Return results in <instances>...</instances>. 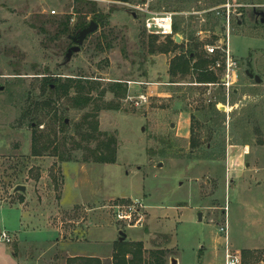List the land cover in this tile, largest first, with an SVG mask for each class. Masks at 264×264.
<instances>
[{
	"label": "rangeland",
	"instance_id": "374dc122",
	"mask_svg": "<svg viewBox=\"0 0 264 264\" xmlns=\"http://www.w3.org/2000/svg\"><path fill=\"white\" fill-rule=\"evenodd\" d=\"M75 1L0 0V205L15 207L29 199L36 221L45 217L51 228L62 224L60 237L92 243L96 250L100 234L110 230L117 239L119 232L127 233L131 241L140 234L147 261L152 252L163 251L168 264L203 259V264H223L227 251L237 264H264V0H233L243 8L233 17L229 40L239 74L229 98L217 84H192L191 76L173 80L170 63L180 51L151 55L153 35L138 9L149 5L151 12L173 14L174 24L185 31L175 34L180 43H206L208 54L207 46L221 45L228 36L214 12L220 0H98L103 13L117 11L70 55L80 35L74 33L81 16L74 14ZM67 15H73L74 34L62 35L58 30ZM166 40L158 37V44ZM222 54L210 57L224 61ZM49 77L99 81L101 88L123 82L128 95L119 100L108 92L101 99L95 90L92 103L77 108L70 98L74 90L53 101L44 94ZM140 93L149 102L137 107L128 96ZM110 102L120 109L97 111ZM215 104L219 115L211 109ZM94 113L103 134L90 136L86 119ZM36 129L42 144L54 141L51 153L57 156H32ZM110 138L117 141V163H95L92 152ZM19 185L26 192H15ZM82 198L87 204H78ZM133 201L147 206L141 229L115 220L112 206ZM148 206L163 216L155 225ZM6 213L0 211V223L18 224V212ZM86 227L89 242L82 240ZM4 251L0 245V255ZM19 252L35 263L37 249ZM104 254L103 264H112V249ZM50 263L66 261L51 258ZM0 264L11 263L0 258Z\"/></svg>",
	"mask_w": 264,
	"mask_h": 264
},
{
	"label": "trees",
	"instance_id": "16d2710c",
	"mask_svg": "<svg viewBox=\"0 0 264 264\" xmlns=\"http://www.w3.org/2000/svg\"><path fill=\"white\" fill-rule=\"evenodd\" d=\"M123 3H132L134 0H114ZM78 5L74 8V14L81 15L74 28V33L80 34L85 28H87L91 22H96L99 27L109 25V19L111 13L116 12V9H111L110 13H103L99 8L98 0H76ZM224 0L218 1L217 5H222ZM92 15L91 21H87L88 17ZM73 15H67L64 20L60 23L61 28H59L58 33L62 35L71 33V21ZM71 33V34H74ZM185 31L180 27L179 24H174V34H184ZM153 42L150 47V54H169L176 53L174 58L171 60L169 75L173 80L180 79L184 80L191 76L193 81L192 84H219L221 76L211 70V66L215 64L219 57L211 58L204 50L206 43H201L195 41V43H190L185 45L183 42L177 43L172 37H168L165 43L158 44V36H152ZM44 87V94H48L51 101L54 99L69 98L71 91L74 90L75 95L70 97L74 107L86 108L94 100L92 97V92L99 90L98 96L102 99L108 92L114 94L115 98L123 100L127 98L128 86L123 82H115L107 86V88H101L99 81H91L83 79L67 78L63 81L60 77L58 78H46ZM177 83L178 81H172ZM101 88V90H100ZM223 97L217 101L216 104L222 102ZM216 104L212 106V111L215 115H219L220 111L217 109ZM97 111L104 109L119 110L120 106L118 103L110 102L104 107H97ZM64 120V119H63ZM86 121L91 128L90 136L93 134H103L99 129V121L96 113L87 116ZM65 124L66 122L63 121ZM39 126L41 123L38 124ZM37 125V126H38ZM194 136L192 130V138ZM43 135L39 133L38 129L33 132V143H32V156L33 157H43L47 155H52L51 150H56V147L52 148L54 141L48 140L46 143L42 144ZM194 146H197L194 138ZM93 161L98 164H110L114 165L117 163V141L115 138H110L107 141H100L97 148L92 152ZM57 156V155H52ZM86 162L89 159H85ZM247 253V252H246ZM144 244L141 242H116L114 247L113 261L114 264H165V254L163 251H158L153 253V260L147 261L144 257ZM245 254V252H244ZM128 256L130 258L128 259ZM67 264H103L102 260L96 257L91 258H69Z\"/></svg>",
	"mask_w": 264,
	"mask_h": 264
},
{
	"label": "crops",
	"instance_id": "0c3cea01",
	"mask_svg": "<svg viewBox=\"0 0 264 264\" xmlns=\"http://www.w3.org/2000/svg\"><path fill=\"white\" fill-rule=\"evenodd\" d=\"M25 194V193H24ZM23 194V195H24ZM27 195V194H26ZM25 195V196H26ZM125 197V196H123ZM128 198V197H125ZM29 199L26 202H22L19 206H8V205H0V211L3 212L4 214H7L6 212H18V224H13L12 222L7 223V222H2L0 223V233L3 231H7V233L10 235L12 242L11 243H4L0 242V245L4 246V254L0 255V258L6 259L7 262H10L11 264H33L34 262L33 257L25 256L22 257V253L19 251H27L29 248L33 247L37 249V255H35L34 258H36V261L34 264H49L50 259L54 258V261H61V259L65 260L67 264V260L69 258H79V257H84V258H91V257H96L104 261L107 256H104V253H107L108 255V248L112 249L113 255H114V247L116 242H141L144 244V257L146 259V253H147V247L145 245L144 239L140 234L138 236L132 235V237H136V241H131L128 239V234L125 239L121 236V232H119L120 239H117L112 232L107 231L102 234H100V242L102 241V245L100 242L98 243L99 246L96 250V248L93 247L92 243H81V244H76L68 240V238L64 235L60 237V232H64V229L61 225H57L54 228H51L47 225L46 223V218H38V220H35V214L32 211V206L28 205ZM87 204V199L82 198L79 200L78 204ZM155 206H148L149 212L152 215L151 216V222L153 225H155L156 222L160 221L158 218H163V216H160V213L157 211ZM30 208V209H29ZM2 215V216H3ZM1 216V217H2ZM165 217L169 218L168 214L165 215ZM0 221H2L0 219ZM38 223L36 225L35 223ZM88 230H84L82 232L87 233L86 237L84 239H89L92 240V234L90 233V230L88 227H86ZM77 232L81 231L78 227L76 228ZM10 230L13 231L10 232ZM84 233V234H85ZM151 231L148 232L147 235H151ZM35 236H41V238H34ZM114 236V237H113ZM32 237V238H30ZM87 239V240H88ZM88 240V242H89ZM80 241V240H79ZM86 241V240H85ZM70 242V243H68ZM113 242V243H112ZM13 243H15L13 245ZM113 247H112V244ZM111 244V245H110ZM111 246V247H110ZM262 248L264 249V240L262 242ZM230 250V249H229ZM155 252V251H154ZM151 253V256L153 253ZM157 252V251H156ZM21 253V254H20ZM231 255L232 253L229 252ZM113 255L111 256L112 259V264L113 262ZM233 255V254H232ZM24 256V255H23ZM64 256V258H62ZM43 257H50L47 261L42 262L41 259ZM153 257V256H152ZM170 256L164 257L165 264L167 263V260ZM130 256H128V259ZM153 260V258H152ZM171 258L169 259V261ZM227 262V251L225 254V261L223 260V264H226ZM204 263V259L202 261V264ZM51 264V263H50ZM176 264V261L174 262ZM214 264V263H211ZM219 264H222L220 262Z\"/></svg>",
	"mask_w": 264,
	"mask_h": 264
},
{
	"label": "built area",
	"instance_id": "2783aa9c",
	"mask_svg": "<svg viewBox=\"0 0 264 264\" xmlns=\"http://www.w3.org/2000/svg\"><path fill=\"white\" fill-rule=\"evenodd\" d=\"M243 8L241 5L236 4L233 0H225L221 6L214 9L215 15L218 18H222L228 36L221 40V45L207 46L209 56H216L221 51L224 61L217 60L211 70H222L223 75L221 76L220 83L217 84L224 89L227 97L235 91V86L239 81V74L237 71L238 64L233 59L232 54L229 50V40L232 31L233 17L241 16L240 9ZM143 14H145V29L148 34L158 36L162 38L172 37L175 40L174 34V17L171 13H154L149 9V5H144L138 8ZM52 14H56V11H52ZM132 85V83H129ZM214 85V84H213ZM128 100L135 103L137 107L143 106L149 102V97L140 93L136 97L128 96ZM114 209V216L116 222L128 229H141L144 227L146 216L144 210L147 208L140 201H133V203H117L112 206ZM0 242L11 243L12 239L10 235L3 231L0 233ZM226 264H237V260L227 255Z\"/></svg>",
	"mask_w": 264,
	"mask_h": 264
},
{
	"label": "water",
	"instance_id": "95a60500",
	"mask_svg": "<svg viewBox=\"0 0 264 264\" xmlns=\"http://www.w3.org/2000/svg\"><path fill=\"white\" fill-rule=\"evenodd\" d=\"M262 23H264V17L262 19ZM99 29V25L96 22H91L90 25L85 28L79 35V38L74 39V42L76 43V46L72 47L69 51V54L72 55L75 52H80L81 50V46L83 45V43L85 42V40L87 39V37L96 32ZM175 40L177 43H180L181 41V37L180 36H176ZM251 77L253 75H250ZM257 80H259L258 78H256ZM26 192V187L23 185H19L16 187L15 192ZM199 219H202V214H200ZM121 236L123 237V239H125L127 237V234L124 232H121Z\"/></svg>",
	"mask_w": 264,
	"mask_h": 264
}]
</instances>
